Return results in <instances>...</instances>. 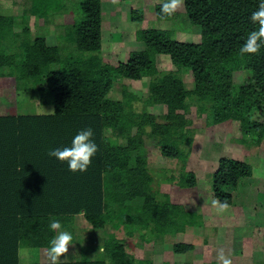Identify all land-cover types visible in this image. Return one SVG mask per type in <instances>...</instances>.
I'll use <instances>...</instances> for the list:
<instances>
[{"label": "trees", "instance_id": "trees-1", "mask_svg": "<svg viewBox=\"0 0 264 264\" xmlns=\"http://www.w3.org/2000/svg\"><path fill=\"white\" fill-rule=\"evenodd\" d=\"M68 3L29 0L20 17L0 14V264H48L22 261L20 248H49L57 234L49 226L53 219L72 236L78 216L98 229L109 224L146 230L152 226L157 234L170 236L194 225V213L158 198L148 158L136 153L148 135L158 138L163 155L185 157L177 137L189 139L184 110L191 95L197 96L209 124L238 120L243 135H252L257 142L264 138V46L256 55L240 53L250 32L258 28L250 16L260 0H184L187 20L198 31L199 41L179 40L172 29L142 28L136 32L141 47L115 64L100 55L102 0H80L78 15L67 25L80 55L61 61V45L50 44L45 34L30 35L31 15L46 20L57 12H70ZM162 3L156 5V16L168 18L160 11ZM131 16L142 19L143 9L133 8ZM164 55L177 70H191L193 89L186 88L178 72L160 71ZM55 63L60 65L53 68ZM244 70L251 71V77L236 84L234 73ZM116 76L148 77L150 95L145 101L166 108L164 117L144 105L136 109L126 86L125 98H109ZM19 85L37 91L40 103L53 105L55 114L18 113ZM88 128L98 151L86 172L73 173L67 162L48 155L52 149L71 146L74 136ZM118 136L126 137V144ZM252 174L246 161L220 156L213 172V197L232 204L240 181ZM167 179L181 188L196 183L193 171L171 170ZM102 247L105 257L67 259L62 264H140L114 232ZM193 248L182 241L172 244L176 252Z\"/></svg>", "mask_w": 264, "mask_h": 264}, {"label": "rangeland", "instance_id": "rangeland-1", "mask_svg": "<svg viewBox=\"0 0 264 264\" xmlns=\"http://www.w3.org/2000/svg\"><path fill=\"white\" fill-rule=\"evenodd\" d=\"M66 1L71 4L70 12L63 10L51 14L46 20L34 15L29 18L32 37L36 34H45L50 44H59L63 47L61 61H65L70 55H80L68 37L67 30V25L73 23L74 15H78L77 4L80 0ZM26 2L29 0H0V14L20 17ZM159 2L165 0H120L119 5L115 6L109 0H102L103 33L100 55L104 60L112 64L118 60H126L131 50L141 47L142 44L136 39V32L142 28L172 29L179 40H200L198 31L187 20L184 4L173 16L160 18L156 16V5ZM133 8H142L144 17L134 20L131 16ZM197 28L199 29L198 26ZM15 29L20 30V26H16ZM159 62L161 72H178L186 88H194V78L189 68L177 70L168 55L161 56ZM59 65L55 63L52 67ZM251 75L249 70L236 71L234 81L240 84ZM125 86L130 98L135 99L133 104L136 109L141 110L144 105L148 111L156 112L160 119L164 117L166 108L160 109L145 101L150 95L148 77L133 80L116 76L108 97L125 98L123 93ZM16 93L18 113L42 114L45 111H55L53 105L40 103L37 91L23 90L20 86ZM199 103L196 95L189 96L186 102L184 111L188 125L185 133L189 139L177 137L180 147L186 153L183 159L163 155L158 138L148 135H144L145 146L136 152L143 153L148 158L153 175V188L158 198L177 203L183 209L194 213L195 224L187 226L184 232L170 236L157 234L152 226L146 230L140 226L129 225L114 228L109 224L104 229H98L79 216V220L76 217L73 223V231H76L73 244L69 247V253L62 259L105 257L101 246L109 234L114 232L125 241L128 251L132 252L140 264L148 260L159 264L163 261H169L171 264H212L217 263V252L220 249L231 258L232 264H264V138L257 142L252 135H243L238 120L209 124L210 118L207 113L200 112ZM126 110L129 111L130 108L126 106ZM118 140L121 144H126V137L118 136ZM224 155L251 164L253 174L240 181L233 194L230 210L224 214H217L211 206L214 199L212 179L218 159ZM171 170H176L177 174L184 170L193 171L196 183L186 188L178 187L175 181L167 179ZM81 219L87 226L81 223ZM174 241L191 243L194 248L185 252L173 251ZM41 250L40 253H43L44 257L42 255L40 258L37 253L39 249L22 246L20 258L26 262L39 259L48 261L46 250Z\"/></svg>", "mask_w": 264, "mask_h": 264}, {"label": "clouds", "instance_id": "clouds-1", "mask_svg": "<svg viewBox=\"0 0 264 264\" xmlns=\"http://www.w3.org/2000/svg\"><path fill=\"white\" fill-rule=\"evenodd\" d=\"M109 2L115 6L119 5L120 0H109ZM183 4L184 0H165L160 11L164 16L171 17ZM250 19L258 25V28L250 32L241 46L242 56L259 54L261 47L264 46V0H260L257 10L251 13ZM42 114H55V112L54 110L45 111ZM93 136L94 132L91 128L80 130L72 139L71 146L52 149L48 155L61 162H67L68 170L73 173L86 172L98 151V145L94 142ZM211 206L217 214L227 213L231 207L227 199L221 201L219 198L212 199ZM49 226L57 234L50 240V246L46 251L48 264H62L61 258L69 253V247L73 244V236L70 232L62 230L61 222L57 219H53ZM217 264H232L231 258L225 254L223 249L217 252Z\"/></svg>", "mask_w": 264, "mask_h": 264}, {"label": "crops", "instance_id": "crops-1", "mask_svg": "<svg viewBox=\"0 0 264 264\" xmlns=\"http://www.w3.org/2000/svg\"><path fill=\"white\" fill-rule=\"evenodd\" d=\"M80 217H81V216H80ZM82 219H83V218H82ZM82 219H81V223H83V225H86L85 222L82 221ZM78 220H79V216H78ZM76 221H77V219H76ZM86 226H87V225H86ZM70 232H71V231H70ZM75 233H76V231L73 232V234H75ZM74 236H75V235H74ZM74 236H73V237H74ZM47 249H48V248H42L41 251H43V250H46V251H47ZM101 249H102V251H103V247H102V246H101ZM86 250H87V249H86ZM37 253H39L40 258H41L42 255H43V257H44V254H43V253H40V249H39V252H37ZM85 253H86V252H85ZM45 254H46V252H45ZM69 255H70V254H69ZM62 258H63V257H62ZM62 258H61V259H62ZM90 258H93V259H94V257H90ZM39 260L42 261V262H44V261L41 260V259H39ZM63 260H67V259H62V261H63ZM45 262H46V261H45Z\"/></svg>", "mask_w": 264, "mask_h": 264}]
</instances>
